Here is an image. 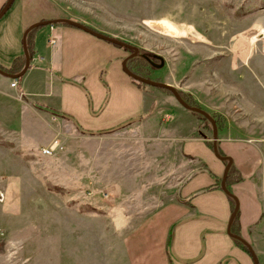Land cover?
<instances>
[{
    "label": "rangeland",
    "instance_id": "1",
    "mask_svg": "<svg viewBox=\"0 0 264 264\" xmlns=\"http://www.w3.org/2000/svg\"><path fill=\"white\" fill-rule=\"evenodd\" d=\"M25 1L27 20L66 17L138 47L154 63L144 71L151 80L182 92L204 77L217 84L218 127L233 126L232 135L259 149L255 179L264 207V0ZM16 87L0 75V264L29 257V264H108L106 230L115 243L122 221L176 202L179 184L198 164L177 139L171 112L182 106L169 91L145 85L162 108L157 117L88 133L64 127ZM194 92L186 93L201 108L212 104V95ZM196 117L211 139L209 121ZM55 138L63 149L42 154ZM260 224L264 251V212Z\"/></svg>",
    "mask_w": 264,
    "mask_h": 264
},
{
    "label": "crops",
    "instance_id": "2",
    "mask_svg": "<svg viewBox=\"0 0 264 264\" xmlns=\"http://www.w3.org/2000/svg\"><path fill=\"white\" fill-rule=\"evenodd\" d=\"M5 1L0 0V8ZM26 5L25 0H14L0 19V65L5 68L23 54L24 29L46 19L27 20ZM31 46L34 51L31 65L22 77L15 79L16 88L35 108L47 112L34 105L38 103L56 111L58 116L51 115L61 118L66 128L88 133L113 132L155 118L162 109L157 98L149 97L123 71L122 60L127 53L122 47L60 23L35 28ZM203 79L197 86L189 85L181 90L194 97L195 90L198 94L212 95V104L203 109L217 116V84L210 87ZM152 104V112L147 113ZM171 115L177 119L181 151L198 163L181 181L175 195L190 197V205L176 199L152 214H143V218L125 219L117 230V241L112 244L107 229L103 237V249L107 250L105 261L108 264H254L249 252L227 233L232 210L224 191L214 188L198 192L221 178L225 161L213 154L206 142L211 139L201 133L198 117L185 108ZM234 131L233 126L224 123L218 127L217 141L219 153L232 158L231 167L240 175L239 180L227 185L239 201L238 218L231 231L250 242L259 264H264V251L258 245L264 207L255 179L260 164L259 149L250 141L232 135ZM29 263L30 257L24 261Z\"/></svg>",
    "mask_w": 264,
    "mask_h": 264
},
{
    "label": "water",
    "instance_id": "3",
    "mask_svg": "<svg viewBox=\"0 0 264 264\" xmlns=\"http://www.w3.org/2000/svg\"><path fill=\"white\" fill-rule=\"evenodd\" d=\"M13 1L14 0H6L4 2V4L0 8V19L4 16V14L10 8ZM58 23H63V24H67L70 26H74V27L79 28V29H81V30H83V31H85V32L97 37V38H100V39L107 41L111 44H114V45H117L119 47H122V48L129 50L130 53L122 60V69L130 78H132L136 81L142 82L144 84H148V85L157 87V88L167 89L168 91H170V93L175 98V100L183 108L187 109L190 112L199 113L200 115L205 117L206 120L209 121L211 128H212L211 141H212L213 154L218 159L225 161V167H224L223 174L221 176V181H220V188L224 191V193L226 195L230 196L234 200V208L230 214L229 221L227 224V233L230 237L239 241L241 244H243L247 248L249 254L251 255V257L253 259L254 264H259L257 254H256L255 250L253 249L252 245L245 238H243L241 235L231 231L232 222H233V220H234V218L238 212L239 201H238L237 197L226 186V178H227L229 169H230L231 164H232V158L230 156L221 155L218 151V147H217L218 126H217V123H216L214 117L209 112H207L206 110H204L201 107L191 106V105L187 104L183 100L181 95L179 94V91L174 86H172L171 84L161 82V81H154V80L143 77V76L138 75V74L134 73L133 71H131L127 67V61L139 54V48L138 47L131 45L127 42H124L122 40H119L117 38H114L112 36L101 33L99 31H96V30L92 29L91 27H89V26H87L81 22H78L76 20L70 19V18L58 17V18H54V19L39 20V21H35V22L29 24L24 29V31L22 33V50H23V55H24L25 60H24V65L21 68V70L17 73H8V72L3 71L0 68V75L5 76L9 79H18V78L22 77L31 65V57L29 55V51H28V47H27V35L29 34L30 31H32L33 29H35L39 26L49 25V24H58ZM143 56L152 65L154 64L153 61L148 56H146V55H143ZM162 66H163V60H161V63L158 65V67H162ZM204 137H206V136L204 135Z\"/></svg>",
    "mask_w": 264,
    "mask_h": 264
},
{
    "label": "trees",
    "instance_id": "4",
    "mask_svg": "<svg viewBox=\"0 0 264 264\" xmlns=\"http://www.w3.org/2000/svg\"><path fill=\"white\" fill-rule=\"evenodd\" d=\"M48 19V18H46ZM59 24V23H58ZM60 24H63V23H60ZM66 25V24H65ZM34 29L32 31L29 32V34L27 35V47H28V51H29V55L30 57L32 58L33 54H34V51L32 50V46H31V35L33 33ZM125 49V48H124ZM127 50V49H125ZM24 55L22 54L19 58H17L16 60L13 61V64L9 67V68H5L3 66L0 65V68L5 71V72H8V73H17L21 70V68L23 67L24 65ZM127 67L133 71L134 73L138 74V75H141L143 77H146V74L144 73L145 69L146 68H152L153 66L151 65V63L149 61H147L144 56H143V52L142 53H139L137 56L129 59L127 61ZM131 80L141 89H144V86L145 85H148V84H144L142 82H139V81H136L134 79L131 78ZM157 88V87H156ZM159 89H162V88H159ZM163 90H167V89H163ZM168 91V90H167ZM170 92V91H169ZM179 94L181 95V97L183 98V100L191 105V106H198L200 107L196 102L195 100L191 97V95L189 93H186V92H182V91H179ZM34 105L38 108H42L44 110H46L47 112H50L54 115H57L58 116V113L56 111H53L52 109H49L47 108L46 106L42 105V104H38V103H34ZM153 110V104L152 106L150 107V109L148 110L147 113H150L152 112ZM146 113V114H147ZM193 115H196V116H199L200 118H202L203 120H206L205 117H203L202 115H200L199 113H196V112H191ZM217 123V126L219 125V118L218 116L216 115H212ZM111 132V131H109ZM207 144L212 147V141H206ZM188 158L192 159L191 156H188ZM205 171L207 172H210L207 168H205ZM240 179V175L239 173L233 168V167H230L229 169V172H228V175H227V178H226V186L232 182V181H237ZM220 181H221V178H217L216 179V183L209 186V187H206L204 189H201L199 190L198 192H202V191H208V190H211V189H214V188H220ZM228 199L230 201V205H231V210H233L234 208V200L233 198H231L230 196H228ZM176 199L180 202V203H184V204H187V205H190L189 201H190V197L189 198H181L180 196H177ZM237 218H238V212L232 222V224H234L236 221H237ZM235 240V239H234ZM235 242L240 245L243 249H245L246 251L247 248L241 244L239 241L235 240Z\"/></svg>",
    "mask_w": 264,
    "mask_h": 264
},
{
    "label": "built area",
    "instance_id": "5",
    "mask_svg": "<svg viewBox=\"0 0 264 264\" xmlns=\"http://www.w3.org/2000/svg\"><path fill=\"white\" fill-rule=\"evenodd\" d=\"M10 85L11 87H16L17 86L16 80L11 79ZM62 149H63V146H62L61 140L59 138H55L54 140H52L50 144L41 147V153L44 155H53L55 154V152L60 151ZM102 194H104L103 196L106 200L111 199L110 192L108 190L102 192Z\"/></svg>",
    "mask_w": 264,
    "mask_h": 264
},
{
    "label": "bare ground",
    "instance_id": "6",
    "mask_svg": "<svg viewBox=\"0 0 264 264\" xmlns=\"http://www.w3.org/2000/svg\"><path fill=\"white\" fill-rule=\"evenodd\" d=\"M253 37L255 38V36H252V38H253Z\"/></svg>",
    "mask_w": 264,
    "mask_h": 264
}]
</instances>
